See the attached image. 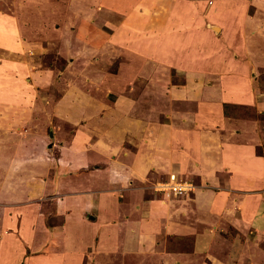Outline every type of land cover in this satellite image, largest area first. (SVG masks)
<instances>
[{
	"label": "rangeland",
	"instance_id": "obj_1",
	"mask_svg": "<svg viewBox=\"0 0 264 264\" xmlns=\"http://www.w3.org/2000/svg\"><path fill=\"white\" fill-rule=\"evenodd\" d=\"M174 1L0 0V264H101L98 255L87 251V245L96 244L98 234L90 230L92 223L88 222L100 223L98 218L104 215L100 216L95 205L97 199L101 200L98 178L106 172L91 163L105 161L101 164L104 167L114 160L118 165H140L127 161L126 155L134 151L132 148H144L147 154L148 136H153L155 144L179 148L170 156L183 154L187 162L163 158V164L168 160L169 168L147 171L148 181L140 186L146 191L139 197V188H134L133 198L173 200L171 207L180 210L174 218L187 228L175 233L171 226L168 231L164 227L160 241L155 237L143 251L138 249L140 258L121 255L106 260L110 264H264V221L257 228L239 222L238 230L218 212L196 208L195 200H189L190 204L178 202L186 197L192 199L194 194L175 199L154 189L171 176L192 182L197 189H223L204 183L201 168L199 173L197 168L190 174L203 149L199 136L192 137L191 133L196 134L198 123L203 133L207 123L202 116L217 113L218 107L229 102L228 95L222 94L221 85L229 83L222 80L225 74L220 75L222 62L229 74L244 72L245 65L248 71L241 75L254 80L261 92L264 0ZM201 7L200 18L196 19L194 13ZM146 16L152 20L149 27L144 22ZM161 17L166 26L153 32L154 23ZM180 20L193 22V44L200 42L204 46L193 57L180 48L185 40L176 39ZM210 23L215 25L210 28ZM202 31H206L203 36ZM161 34L163 39L158 37ZM85 41L96 50L84 45ZM147 43L152 48L144 47ZM208 47L212 48L206 53ZM179 51L187 54L188 63L177 64ZM197 55L204 62L208 58L213 62L210 80L214 89L206 78L198 85L194 83L195 88H203L201 97L187 90L193 85H189L188 75L197 67L208 68L200 61L190 67L197 63ZM261 93L263 103L259 106L253 102L236 105L246 106L241 112H248L260 123L262 143L257 153L264 157V92ZM66 101L69 104L65 105ZM64 105V110H58ZM136 105L138 111L130 113L138 120L131 123L127 111ZM119 107L124 112L118 118V112L113 110ZM124 119L126 122H122ZM84 121H90V127H84ZM120 122L124 123L120 134L104 139L105 133L99 129L112 128ZM99 141L101 145L93 144ZM209 141L213 142L201 139L206 144ZM98 149L107 160H91ZM128 192L121 187L107 200H118L120 207L126 199L139 209L141 201L133 202ZM53 206L59 213H52ZM87 208L92 210L86 212ZM119 212L122 214V210ZM116 213L117 210L115 218L122 217ZM136 240L134 237L135 245ZM135 251L132 246L131 252Z\"/></svg>",
	"mask_w": 264,
	"mask_h": 264
},
{
	"label": "crops",
	"instance_id": "obj_2",
	"mask_svg": "<svg viewBox=\"0 0 264 264\" xmlns=\"http://www.w3.org/2000/svg\"><path fill=\"white\" fill-rule=\"evenodd\" d=\"M174 2L178 4L180 1L177 2L176 0ZM189 8L190 10L186 15L187 18L189 16V13H191V9H192L191 6ZM201 11H202V7L201 9H197L195 11L194 14L196 19L198 17L200 18ZM121 14L124 13H122L121 11ZM122 17L126 20L128 18V15H122ZM214 17L215 15L212 16V19H214ZM144 22L146 25L148 24V27L151 26L150 24H152V20L148 19V16L144 17ZM179 23H180L179 25L181 26L177 28L178 33L176 39L179 38V40H185V42H182L183 46L180 48H184L188 50L189 53L191 54L190 57H193V53H195L194 55H196V52H199L200 49L204 46L201 47L200 42L193 44L192 40L194 39L193 35L195 34V31L194 30L192 31V26L190 25L193 23L192 21L190 23L189 21L183 23L180 20ZM166 24L167 22L162 20L161 17L158 20L157 24L154 23L153 32L156 31L160 32V29L163 26H166ZM206 24H209L208 21H206ZM211 25H215V23H210L209 25L210 28ZM158 28L159 30H157ZM205 33L206 31H202L201 36H203ZM198 34L199 33H196L197 36ZM84 37L85 36H83V38ZM158 37L160 39H163L164 36H162L161 34ZM149 38L152 39L151 36ZM73 43L75 42L69 41L70 45H74ZM85 44L87 47H90V49L92 50H96L95 48H97V47L88 46L86 41L84 45ZM144 47H148V49H150V47L152 48V45L150 43H147ZM211 48L212 47H208V49H206V53H209ZM200 57L199 55H197L194 59L195 61H197V63L195 62L191 63L190 67L192 68L193 65H198V61H200L202 63H206L205 67L208 66V68L204 70L197 67L196 71L193 72L192 75H188L187 77L189 80V85L191 84V82H193V85L189 86L187 90L188 91L191 90L190 93L195 91V93L198 94L197 97L202 96L203 88L200 87L201 88L200 89L198 88V86L197 88H195L194 83L198 85L202 83L201 80H203L204 78L208 79L207 84L209 85V87H211V90L214 89L211 83L213 81L210 80V77H212V72H213L212 71L213 64L211 63L213 62L209 58L206 62H204L200 60ZM175 59H178L177 64H179L180 62L188 63L189 61V57L187 58V54L183 55L181 54L180 51L176 54ZM214 60H218V59L216 58ZM222 64L223 67L225 68V63L222 62ZM242 66L245 69L244 72L240 70H236V72L233 74H229L230 71L226 72L223 69V67L222 70H219L221 76L223 74L226 75V78L222 80L225 82H229V83L223 82L225 85H221L224 91L222 94L228 95L229 102L227 103L251 104L250 102H253L256 103L257 106H259L260 103H263V100L261 99V97H263V93L261 92L263 91L260 92V90H258V87L255 86L254 80L249 81L247 76H245L244 78L241 75L242 73H246L248 71L245 65ZM119 78L121 79L120 76ZM192 86L194 87V89H190ZM198 91L200 93H198ZM73 94L75 98V93ZM66 97L68 99V96H65V98ZM80 98H82V96H80ZM66 102L67 103H65V105L69 104V101ZM65 105L61 107L62 109L59 106L58 110H64L63 108L65 107ZM217 109H218L216 111L217 113L213 115L204 114L202 116V119L206 120L207 123V127L204 129L203 133L200 134L199 131L200 128L198 127L199 123L196 124L197 126L196 134L194 135L193 132L191 133L192 137L199 136L198 137L199 144L201 145V147H203V149L201 151V157L199 159L198 164L194 162L195 168L191 169L190 174L196 172L195 170H197V168L198 170L201 168L203 171V173L202 172L201 173L203 174L202 178H204L203 179L204 183L208 182V184H210L208 186L214 188L221 186V188L223 189L217 190L216 188V190H207V189L198 188L194 193L195 197H193L192 199L186 197L182 200H179L178 202L190 204L191 201L189 200L192 201L195 200L196 208L203 209L208 213L210 211H214V213L218 212L219 217L223 218L226 222H228V224H232L233 226H235V228H237L238 230H240L237 226L239 222H243V223L246 222L247 224L257 228V226L259 225L262 226L264 221V213L261 212V210H264V200H263L264 186H262L264 185V157L262 155H259V153H257L258 146L261 145L262 143L259 134V127L261 125L257 120H253L252 118L242 119V118H233V117L225 116L223 115L221 107L220 108L218 107ZM129 110L127 111V113H128V117H130L129 118L130 122L131 123L136 122V120L138 119L136 118V116H132V114L138 111L137 105L133 107L131 111ZM113 111L118 112L116 114V117H118V115H121L124 112V109L119 107V110H113ZM203 112L209 113V111L207 112L206 109H203ZM96 114L98 116V113ZM89 122L90 121H84V125H85L84 127H90ZM122 122H126V119H124V121ZM122 122L118 123L117 126H114L112 128H110L109 126L101 127L99 130L102 131L103 129L105 133L104 139H106V136H108V139H111L110 138L111 135L114 136L116 134H120L122 129L121 127H124V123ZM203 136L206 138H203ZM94 138L97 139L96 136ZM145 139L147 141V146L149 148L147 154L143 152L144 148L143 150L142 149L137 150L136 148H132L134 149V151L130 150L128 151V155H126L127 161L138 162L140 163V165L139 164L135 165V163L134 164L125 163L124 165H118L119 163L116 164L117 161L114 160L109 161L110 165L104 167H101V164L105 161L98 162L97 164L91 163V164H95V166L99 165L100 166L99 169L106 172L104 173V175H99L98 198H101V200L97 199L95 205V208L100 210V216L103 213L104 215L101 216L100 218H98L99 216H97L100 223H98L97 221L88 222L89 224L92 223V225L93 224L96 225V227L94 226L93 228L91 225L90 230H93L92 232H94V230L98 231L99 235L98 234L95 235V239H97L96 244H93L92 246L87 245V249H88L87 251H90L98 255L99 258H101L99 260L101 264L105 262L110 264L109 261L106 259H108L109 257L120 258L121 255H123L124 257L137 256V258H140L139 252L143 251V249L146 248L147 245H151V241L155 237L158 239V241L161 240L162 238L161 231L164 229V227L168 231L171 226L172 227L171 231L175 233L180 232L182 229L187 228V227L184 228L183 223H181L177 218L176 219L174 218L177 217V215H180L179 213L180 210L177 207L175 208L171 207L173 200L170 201L160 200L157 198L144 196L142 199L139 200L141 202L140 204H137L139 207V209L137 210H136L137 206L136 207L133 206L132 204L127 202L128 200L126 199H124L125 204L121 205L120 207L118 200H114V198L112 197L110 201L107 200V198H110V195L113 196L114 194H117L122 187L123 189L129 191L127 194L131 196L130 199H132L133 202L134 201L139 202L137 201V199H139V197L144 193V191H146L145 188L142 190L141 187L142 185H145L144 183L146 181H148V179H146L149 176V173L147 171H149L150 169L158 170V168H163V169L169 168L168 160L166 164H163V158L167 159L168 156H170V154H172L174 151L175 152L180 151L179 148H177L178 150L177 149L172 150L171 147H166L163 144L153 143L152 140L153 136L150 137L148 136ZM201 139L202 140L209 139L212 140L213 142L209 141V144L208 142L206 144L204 142H201ZM99 143L100 141L97 143L94 142L93 144L94 145L96 144L97 146L101 145ZM84 147L82 148V150L84 149ZM103 147H105L106 153L108 155L109 149L105 145ZM89 148L90 146H88V152H91ZM117 149L120 150V147H118ZM187 151L188 150H184V152ZM189 152L190 151H188V153ZM112 156L115 160L117 159L116 153H113ZM120 156L121 155L119 154L118 157ZM127 156L128 157L131 156V160L129 159L130 157L128 158ZM170 157L172 159V162L175 163L176 161L180 162L181 160H182V164L184 163L186 164L187 162L186 161L187 157H184L183 154L180 156L177 155L174 158L173 156ZM95 159L107 160L108 158L106 157V155L102 153L101 150L98 149L96 150V155L91 156V160H95ZM148 162L150 164H147ZM57 163H59V159L57 160ZM81 166L85 167V165H81ZM199 172L200 170L198 171V173ZM136 187L139 188L138 192H140V195L139 197L136 196L135 199L133 198V195L135 194L134 188ZM246 190H251V191L248 192ZM94 191L95 189L93 190V193ZM63 200L68 202V199H63ZM88 210H92V209L87 208L86 212H88ZM115 210H117L116 213L117 216H122V217L115 218L114 216ZM120 210H122V214L119 212ZM57 213H59V209L57 210L56 207L54 214ZM158 231L160 232V234H158ZM92 232L91 235L93 234ZM134 237L135 238L137 237L138 240L137 245L133 244ZM132 246L136 248L135 252H131ZM91 247L93 250H91ZM138 249L141 251L138 252ZM110 262L112 263V261Z\"/></svg>",
	"mask_w": 264,
	"mask_h": 264
},
{
	"label": "built area",
	"instance_id": "obj_3",
	"mask_svg": "<svg viewBox=\"0 0 264 264\" xmlns=\"http://www.w3.org/2000/svg\"><path fill=\"white\" fill-rule=\"evenodd\" d=\"M197 185H194L192 182L188 181H179L174 176H171L170 180L164 183H159L154 186L156 192L163 191L167 196L179 197V196H188L189 194H194Z\"/></svg>",
	"mask_w": 264,
	"mask_h": 264
},
{
	"label": "trees",
	"instance_id": "obj_4",
	"mask_svg": "<svg viewBox=\"0 0 264 264\" xmlns=\"http://www.w3.org/2000/svg\"><path fill=\"white\" fill-rule=\"evenodd\" d=\"M259 85H260L261 91L264 92V73H261L260 74V77H259ZM244 107H246V106L236 105V104H233V103H224L222 105V110H223V114L225 116H228V117L242 118V119L243 118H245V119H251L252 116L248 112H241V110ZM51 210H52V213L55 212V207L53 206L51 208Z\"/></svg>",
	"mask_w": 264,
	"mask_h": 264
}]
</instances>
